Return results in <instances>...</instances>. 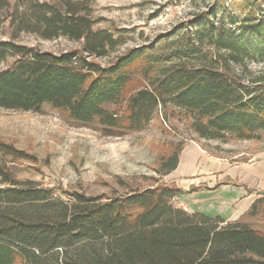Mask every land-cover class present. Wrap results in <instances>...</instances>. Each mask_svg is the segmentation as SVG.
Returning <instances> with one entry per match:
<instances>
[{
	"label": "trees",
	"instance_id": "trees-1",
	"mask_svg": "<svg viewBox=\"0 0 264 264\" xmlns=\"http://www.w3.org/2000/svg\"><path fill=\"white\" fill-rule=\"evenodd\" d=\"M215 17L213 8L181 25L184 42L170 53L159 47L175 31L103 64L97 59L128 37L96 28L93 0H0V19L10 20L15 35L82 42L54 53L0 40V109L49 106L108 137L144 130L158 113L178 110L200 138L259 139L264 75L245 81L234 68L264 61V11L237 28ZM182 149L170 153L161 174L178 167ZM30 158L0 140V264H264V231L248 221L264 211V198L228 223L175 207L182 191L172 185L107 197L72 192L67 202L11 170L10 162Z\"/></svg>",
	"mask_w": 264,
	"mask_h": 264
},
{
	"label": "rangeland",
	"instance_id": "rangeland-1",
	"mask_svg": "<svg viewBox=\"0 0 264 264\" xmlns=\"http://www.w3.org/2000/svg\"><path fill=\"white\" fill-rule=\"evenodd\" d=\"M213 8L218 22L237 28L244 19L260 17L264 0H93L94 15L100 19L96 28H111L128 37L124 46L97 60L107 64L129 48L149 44L156 38L164 41L160 38L162 35L175 31L169 42L159 47V52L170 53L184 42L185 28L179 27L193 21L198 13ZM233 16L238 18V23L231 24ZM0 40H12L54 53L82 46V42L64 36L43 39L27 32L15 35L10 20L3 18L0 19ZM13 60L10 58L2 68ZM193 61L199 62L196 58ZM247 67V71L235 67L234 72L245 81L264 75V61L247 62ZM0 140L31 156L29 160L9 163L19 179L32 180L67 202L72 201L68 194L72 192L107 197L135 188L176 186L173 179L179 173L172 174V171L163 175L162 166L172 151L193 141L210 154L226 158L234 169L249 167L251 173L257 163H264V132L259 139L200 138L178 110H168L167 115L158 113L144 130L108 137L95 125L75 123L49 106L39 112L0 109ZM215 175L210 174L208 178L214 181ZM0 187L6 185L0 184ZM176 202L177 197H174L172 203L178 207ZM248 221L264 231V211Z\"/></svg>",
	"mask_w": 264,
	"mask_h": 264
},
{
	"label": "crops",
	"instance_id": "crops-1",
	"mask_svg": "<svg viewBox=\"0 0 264 264\" xmlns=\"http://www.w3.org/2000/svg\"><path fill=\"white\" fill-rule=\"evenodd\" d=\"M177 172L179 175L173 182L182 193L176 204L189 213L200 212L220 216L225 223L234 222L257 199L264 198V163H257L251 173L249 167L234 169L226 158L210 154L194 141L182 149L178 167L172 174ZM210 174H216L214 181L208 178Z\"/></svg>",
	"mask_w": 264,
	"mask_h": 264
}]
</instances>
